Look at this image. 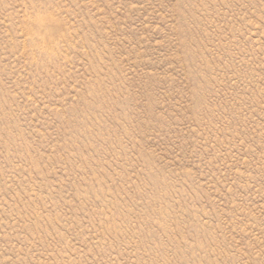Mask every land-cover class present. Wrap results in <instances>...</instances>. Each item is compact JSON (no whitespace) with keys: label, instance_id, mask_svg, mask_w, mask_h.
I'll use <instances>...</instances> for the list:
<instances>
[{"label":"rangeland","instance_id":"374dc122","mask_svg":"<svg viewBox=\"0 0 264 264\" xmlns=\"http://www.w3.org/2000/svg\"><path fill=\"white\" fill-rule=\"evenodd\" d=\"M0 264H264V0H0Z\"/></svg>","mask_w":264,"mask_h":264}]
</instances>
